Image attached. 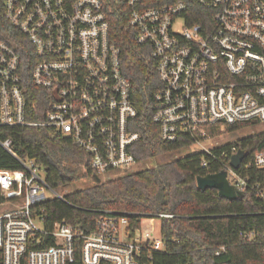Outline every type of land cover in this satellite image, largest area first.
Segmentation results:
<instances>
[{
    "label": "built area",
    "instance_id": "built-area-1",
    "mask_svg": "<svg viewBox=\"0 0 264 264\" xmlns=\"http://www.w3.org/2000/svg\"><path fill=\"white\" fill-rule=\"evenodd\" d=\"M4 12L11 30L0 29V127H50L82 148L100 177L131 171L142 138L132 83L112 39L115 15L155 63L160 86L149 106L163 140L264 122V0H4ZM31 85L46 93L44 119L30 118ZM0 145L21 164L0 169L3 264H69L77 238L83 264H140L144 249L163 248L153 231L130 236L127 211L99 210L90 232L65 220L47 228L41 203H71L37 160L17 154L10 137ZM251 166L264 169V147L227 177L264 200V189L243 173ZM49 235L56 243L40 247Z\"/></svg>",
    "mask_w": 264,
    "mask_h": 264
},
{
    "label": "trees",
    "instance_id": "trees-1",
    "mask_svg": "<svg viewBox=\"0 0 264 264\" xmlns=\"http://www.w3.org/2000/svg\"><path fill=\"white\" fill-rule=\"evenodd\" d=\"M164 0H147L155 5ZM115 15L112 39L121 48L122 69L132 83V97L139 109L142 138L135 144L138 162L171 153L204 140L217 133L221 126L209 129L207 137L184 134L175 142L162 139L160 129L152 120L154 92L160 86L156 67L149 51L136 42L134 32L126 19ZM0 29L10 31L5 18L4 0H0ZM28 104L30 118L44 119L47 106L46 93L30 86ZM242 125L228 124L227 130ZM0 137L13 140L17 154L35 159L52 186L63 188L83 177L93 182L74 191L65 198L57 197L41 203L44 224L52 229L57 221L65 220L77 230L90 232L96 228L101 209L130 212L127 229L136 235L142 218L158 215L161 219L162 249H144L140 264H264V200L251 188L233 200L219 195L214 188L200 189L197 177L229 169L233 147L246 150L243 164L253 159L257 150L264 147V131L217 145L208 151L169 158L154 166L106 180L96 181L88 165V154L67 137L55 135L50 127H0ZM204 160L207 164L204 165ZM18 160L0 145V169H19ZM249 183H259L264 189V169L251 166L243 170ZM171 213L173 216H159ZM47 236L40 247L55 244ZM75 257L69 264H83L82 241L75 240ZM0 264H3L0 250ZM100 264H111L102 261Z\"/></svg>",
    "mask_w": 264,
    "mask_h": 264
},
{
    "label": "rangeland",
    "instance_id": "rangeland-1",
    "mask_svg": "<svg viewBox=\"0 0 264 264\" xmlns=\"http://www.w3.org/2000/svg\"><path fill=\"white\" fill-rule=\"evenodd\" d=\"M262 131H264V122L254 125L241 126L234 130H227L226 127L220 126L217 129V133L214 136L208 137L204 140L195 141L193 144L187 147L177 149L163 156L152 158L147 162L145 161L138 162L131 171L144 168L148 165L154 166L162 161L168 160L169 158L182 157L196 151H201V150L208 151L207 149L211 151V149L217 145L234 141L247 135L257 134ZM125 173H112V174L101 175L102 177H100L99 175L98 176L101 178V180H106V179L118 177ZM92 182H93L92 178L83 177L79 179L77 182H74L71 185L63 188H57V190L58 192H60L62 195L65 196L68 192L74 191L85 185H90V183ZM160 228H161V219L158 218V216H147L142 218V224L140 226L141 230H139L137 233L138 234L142 233L143 236H145L146 232L153 231L154 238H161Z\"/></svg>",
    "mask_w": 264,
    "mask_h": 264
},
{
    "label": "water",
    "instance_id": "water-1",
    "mask_svg": "<svg viewBox=\"0 0 264 264\" xmlns=\"http://www.w3.org/2000/svg\"><path fill=\"white\" fill-rule=\"evenodd\" d=\"M246 156V150L238 149L237 152L231 155L230 165L234 169H238ZM94 179L98 182L101 178L97 175H93ZM197 185L200 189L214 188L218 190L220 196L233 200L241 197L245 192L239 189L237 186L231 184L227 177V170L223 169L216 173H209L207 175H202L197 177Z\"/></svg>",
    "mask_w": 264,
    "mask_h": 264
}]
</instances>
